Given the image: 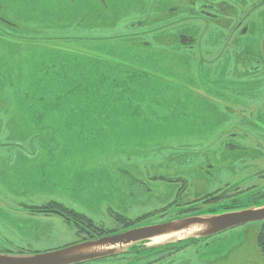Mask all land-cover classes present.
Returning <instances> with one entry per match:
<instances>
[{
  "label": "rangeland",
  "instance_id": "374dc122",
  "mask_svg": "<svg viewBox=\"0 0 264 264\" xmlns=\"http://www.w3.org/2000/svg\"><path fill=\"white\" fill-rule=\"evenodd\" d=\"M238 1L242 3L229 1L232 11L238 13L230 22L209 24L195 20L192 23L196 28L192 29L190 19L178 21L181 16L175 13L168 17L180 22L177 31L190 32L197 38L189 58L171 51L176 42L170 39L168 49L159 45L136 49L128 47V39H101L120 28L123 9L130 6L124 0L111 3V14L103 20L110 27H97L100 19L92 16L90 22L94 27L83 31L66 25L53 29L58 26L56 22L39 30V33L52 30L62 36L73 34L100 40L82 44L49 35L21 39L32 32L17 33L10 38L0 36L3 128L0 142L23 141L24 134L29 132L31 146L20 143L18 148L25 147V153L33 149L31 154L37 151L38 155L37 159H28L23 151L15 150L0 160V252L17 247L29 251L20 254L50 251L67 246L76 235L74 226L55 216L38 222L32 217H39L27 210H14V198L38 194L58 197L59 191L69 190L67 197L72 198L71 190L79 186L77 183L94 188L100 184L108 190L103 188L91 199L90 212L82 211L99 218L103 203L124 204L113 199L122 188L113 174L115 168L130 169L135 177L142 174L141 201L135 203L133 199L131 210L126 206L131 217L141 212L149 214L140 226L191 214L219 215L239 208L233 207H252L264 200L236 193L211 207L173 215L175 209L211 197L201 193L229 180L231 183L247 179L258 184L257 173L264 170V79L251 77L240 66L248 70L252 54L260 57L264 54V11L260 12L258 6L245 17L251 0ZM170 2H158L150 10L162 11ZM81 8L91 10L85 4ZM242 14L244 26L251 24L250 35L239 29L230 32L235 17ZM49 19L47 13L41 12L31 23ZM176 27L170 24L164 28L172 37ZM140 66L145 70L139 69ZM34 132L39 135L31 138ZM228 132L232 133L227 136ZM226 142L240 147L249 145L251 155L240 152L247 159L236 162L237 150H227ZM183 144H186L184 149L178 150ZM110 149L114 153L106 154ZM46 157L47 169L43 172L41 167ZM206 158L210 160L209 167ZM135 160L137 164L132 163ZM201 162L205 169H196V164ZM127 185L126 180L123 182L125 201L132 199L126 192L130 190ZM183 185L187 186L186 195L179 196L178 206H169L176 198L177 187ZM107 221L110 226L114 224ZM261 227V223L252 222L225 230L173 253L161 264H264V253L258 243ZM155 241L151 244L161 243ZM161 253L165 252L141 250L134 253L138 258L129 264H148ZM126 258L129 255L82 264H124Z\"/></svg>",
  "mask_w": 264,
  "mask_h": 264
},
{
  "label": "flooded vegetation",
  "instance_id": "af4514ba",
  "mask_svg": "<svg viewBox=\"0 0 264 264\" xmlns=\"http://www.w3.org/2000/svg\"><path fill=\"white\" fill-rule=\"evenodd\" d=\"M171 1V2H170ZM242 3V1L238 0H124V4H129L130 6L127 9H123L122 17L119 19L122 23L118 25L120 28L118 30L111 31V34L104 36L101 39H111V40H123L128 39L130 43L128 47L130 48H142L139 46H168V39L170 41L176 42L173 46L171 51L179 53L181 57L189 58L190 55L194 52L193 48L197 45V38H194L190 32H181L177 31L179 27V23L176 21H171L168 17L171 16L173 13L175 15L181 16L180 20L183 19H190L191 23L195 20H200L205 23H221L223 20H233V16L237 15V12L232 11V6L229 3ZM120 2V0H0V36L6 35L8 38L13 37V35L17 33H27L32 32V34H27V37L21 38L26 40H32L38 36H54L59 37L62 40H75L82 42V44H86L88 41H96L100 40L98 37H86L80 35H71V36H62L60 32H54L52 30L44 31L43 33H39V30L46 26H52V23L56 22L57 27L53 29H61L64 28L65 25L67 27H73L76 29L86 30L89 28H93L92 22H90V17H97L96 19H100V23H97L96 26L100 28L110 27L106 23L104 24L105 18L110 16L111 14V3ZM158 2H170L166 8L162 11L158 10H150V6H156ZM178 2L181 5H178ZM89 5L90 9L81 8L83 5ZM248 9L246 11L247 14L253 12L256 7L259 6V11H264V0H251L248 4ZM36 9V11H35ZM41 12L47 13L50 19L46 22L31 23V21H35ZM64 13H67V16H63ZM35 14H39L38 17H34ZM34 17V20H30V17ZM244 14L240 18L235 17V21L233 22V27L230 32L237 31L239 29L241 32L247 31L250 35V30L248 27L251 25L250 23L244 24L242 21L245 19L243 18ZM156 17H161L160 19H156ZM131 21H127V20ZM252 19V18H251ZM264 21V18H263ZM46 23V24H45ZM177 26L176 29L172 30V37L167 33V30L164 28L168 25ZM177 24V25H176ZM190 25V22H189ZM196 24H191L190 28L195 29ZM93 26V27H92ZM47 33V34H46ZM247 35V34H246ZM2 37V36H1ZM39 40H46V38H38ZM264 42V36H263ZM170 48V45L167 49ZM264 48V43H263ZM192 52V53H190ZM223 52V50H222ZM264 52V49H263ZM196 54V51H195ZM253 57H248L251 67L248 70L243 69L244 66H241L242 72H248L251 77L256 79H264V76L261 73L264 72V54L260 57L258 55H253ZM263 57V58H262ZM143 64V63H142ZM137 68V67H136ZM142 66L139 67L141 69ZM152 68V67H151ZM150 68V69H151ZM147 69V70H150ZM236 69V68H235ZM145 70V69H141ZM3 85H6L3 83ZM10 97L13 95L10 94ZM2 123L0 121V133L2 132ZM24 134L23 141L15 139L14 142H0V160H5V156L9 154V152L15 150H21L25 153V147H19L20 143H24L27 146H31V142L28 140L30 139L29 132ZM38 132L32 133V137L34 138L39 134ZM232 133L228 132L227 136ZM237 133V132H236ZM235 134V133H234ZM233 135V134H232ZM231 135V136H232ZM236 135V134H235ZM240 135V134H239ZM237 134V136H239ZM227 138V137H226ZM48 144V143H47ZM186 144L180 145L178 150L184 149ZM44 145H39L38 147H42ZM249 145H242L241 147L235 145L234 142H226L225 148L230 151L237 150L234 155L236 162H240L244 159H247L245 154H241L240 152L249 153L251 155V149L249 150ZM31 149V148H30ZM40 149V148H39ZM219 150V149H218ZM31 151H26L24 156L28 159H37L38 155L37 151L34 154H31ZM220 151V150H219ZM114 153V150L110 149L106 154ZM220 153H224V151H220ZM112 162V161H111ZM85 163V162H84ZM132 163H136L137 161H133ZM15 164H17L15 162ZM206 164L210 166L209 158H206ZM87 165H91L87 162ZM47 166V157L45 158L44 167L42 171L45 172V168ZM197 167L201 169H205V164L202 162L200 164H196ZM125 168V167H123ZM113 169V174L116 177V181L120 182L121 187L117 190V194L113 199H116L118 202H123L122 206L116 204H104L102 205V210L99 212L101 217L94 218L90 215H85L83 212H90V206L88 205L91 199L97 196L103 188L108 190L106 186H102L99 184L98 187L94 188L91 186H86L81 184L80 182L77 183L79 186L75 190H71L72 198L67 197V193L70 191H59L58 197H51V195L47 196L46 194H38V196H23L19 198H14V210L18 211H28L31 215L37 216L32 217L33 219L48 221L53 216L57 217L58 220L61 222H65V224H71L75 228V237L74 241L71 243L66 244L72 245L75 243H80L83 241L94 239L98 236H102L108 233L116 232L127 227L137 226L149 218L148 213H138V215L131 217L130 213L126 210L128 207L131 210V203L133 199L135 203L140 202L143 196V177L142 174H138L136 177L134 176L133 172L128 169ZM47 169V168H46ZM41 173L44 175V173ZM178 179H182L177 177ZM260 182L258 184H254L252 182L246 181L247 179H238L230 183V180L221 184L220 186L216 187L215 189L205 192L201 194H210L211 197H206L202 200L194 201L191 204H187L185 207L181 209L173 210V215H182L181 212L187 211V213H191L193 210L200 209V207H208L213 206L218 202L227 201L230 198L234 197L236 193H245L246 195H252L253 197L264 198V170L257 173L256 177ZM127 180V187L129 186L130 190L126 191L129 194V197L132 198L131 200L125 201L124 199V188L123 182ZM223 185V186H222ZM114 188V186H113ZM187 186L183 185L181 187H177L175 195L176 198L169 202L170 204L178 206L180 200L178 201L180 195H186ZM87 194V196H84ZM91 194H95L93 197ZM203 196V195H199ZM196 198V197H194ZM124 199V200H123ZM31 201H35L36 203H31ZM25 202H28L27 205ZM125 205V206H124ZM127 206V207H126ZM125 207V208H124ZM242 208V206H237L233 208ZM180 208V207H179ZM232 208V209H233ZM125 209V210H124ZM167 210L162 212L165 214ZM167 214V213H166ZM42 218V219H41ZM44 218V219H43ZM106 218V219H105ZM105 220V222H104ZM112 221L114 224L110 226L108 225V221ZM259 223H264V220L258 221ZM252 223V222H250ZM40 225H44L41 222ZM249 224V223H247ZM243 224V225H247ZM208 239V238H207ZM204 239V240H207ZM25 242V241H23ZM197 243V242H196ZM194 243V244H196ZM24 244V243H23ZM194 244H191L188 247H193ZM26 245V244H24ZM28 247V244H27ZM65 247V246H64ZM184 247V248H186ZM17 250H2L12 253H27L29 252L25 247L24 248H16ZM183 248L177 250H171L169 252L161 253L160 255H156L152 257V259L148 262L151 264L155 262L156 264H161L166 259L168 260L170 255L173 253L181 250ZM27 251V252H26ZM129 255V259H127L124 264H129V261L138 258L132 253H123V254H116L106 257L96 258L90 261H97V260H117L119 258H123L124 256ZM131 257V258H130ZM86 263V262H83ZM82 264V263H81Z\"/></svg>",
  "mask_w": 264,
  "mask_h": 264
},
{
  "label": "water",
  "instance_id": "95a60500",
  "mask_svg": "<svg viewBox=\"0 0 264 264\" xmlns=\"http://www.w3.org/2000/svg\"><path fill=\"white\" fill-rule=\"evenodd\" d=\"M264 220V202L216 215H188L169 221L127 228L60 249L17 254L0 252V264H80L87 260L127 252H154L187 245L196 240L254 221ZM153 240L161 243H153ZM151 244V245H147ZM140 245H143L140 247Z\"/></svg>",
  "mask_w": 264,
  "mask_h": 264
},
{
  "label": "trees",
  "instance_id": "16d2710c",
  "mask_svg": "<svg viewBox=\"0 0 264 264\" xmlns=\"http://www.w3.org/2000/svg\"><path fill=\"white\" fill-rule=\"evenodd\" d=\"M258 243H259V245H260V247L262 248V251H263V253H264V223H262L261 232H260V234L258 235ZM180 248H183V247H179V248L175 247V248H173V249H171V250H177V249H180ZM171 250H170V249H167V250L164 251V252H169V251H171Z\"/></svg>",
  "mask_w": 264,
  "mask_h": 264
}]
</instances>
